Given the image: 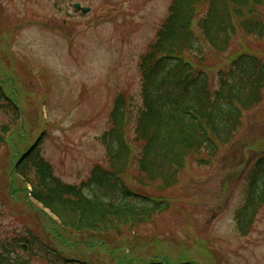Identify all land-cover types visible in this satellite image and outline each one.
I'll return each mask as SVG.
<instances>
[{"label": "rangeland", "instance_id": "1", "mask_svg": "<svg viewBox=\"0 0 264 264\" xmlns=\"http://www.w3.org/2000/svg\"><path fill=\"white\" fill-rule=\"evenodd\" d=\"M75 3L93 9L85 17L74 15L68 5ZM170 3L0 0V89L19 113L15 122L8 102L0 101V130L10 129L0 146V243L38 242L41 249L18 250L30 264H264V206L248 235L236 226L247 176L264 155V100L243 113L241 127L215 158L204 151L191 156L166 191L161 182L139 183L134 162L120 178L149 198L143 203L154 210L126 223L119 234L65 230L16 172L39 138L36 153L64 184L81 187L96 164H107L100 139L110 128L114 101L122 93L133 97L135 116L141 105L139 60ZM257 13L264 20V4ZM248 52L264 58V39L239 29L228 51L217 53L204 43L203 53L186 58L217 87L220 71L227 73L233 58Z\"/></svg>", "mask_w": 264, "mask_h": 264}, {"label": "trees", "instance_id": "2", "mask_svg": "<svg viewBox=\"0 0 264 264\" xmlns=\"http://www.w3.org/2000/svg\"><path fill=\"white\" fill-rule=\"evenodd\" d=\"M263 4L264 0H171L168 16L139 60L141 105L135 116L133 97L122 93L114 101L110 128L100 139L106 166L97 165L90 179L77 188L56 179L35 145L16 167L24 184L32 188V198L50 209L67 231L79 234L111 230L119 234L126 223L153 211L143 203L148 199L120 178L134 162L139 182H161L160 190L166 191L178 182L191 156L204 151L215 158L241 127L243 113L263 102L264 58L238 55L227 73L220 71L217 87L205 70L186 58L203 53L204 43L216 52L228 51L239 29L249 37L264 39V20L257 13ZM200 10L205 12L201 17ZM0 101L8 102L18 122L17 105L1 89ZM9 131L8 126L2 127L0 146ZM247 178L245 202L236 213V226L243 236L249 234L264 206V155ZM86 190L91 193L86 195ZM13 253L2 251L0 264L15 263Z\"/></svg>", "mask_w": 264, "mask_h": 264}, {"label": "water", "instance_id": "3", "mask_svg": "<svg viewBox=\"0 0 264 264\" xmlns=\"http://www.w3.org/2000/svg\"><path fill=\"white\" fill-rule=\"evenodd\" d=\"M80 9H81V8H80V5H79V4L74 5V12H75V13H78V11H79ZM88 12H90V9H86V8H83V9H82V13H83L84 15H86Z\"/></svg>", "mask_w": 264, "mask_h": 264}]
</instances>
